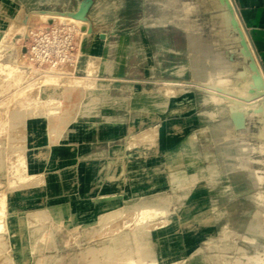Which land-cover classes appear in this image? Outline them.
<instances>
[{"label":"rangeland","instance_id":"1","mask_svg":"<svg viewBox=\"0 0 264 264\" xmlns=\"http://www.w3.org/2000/svg\"><path fill=\"white\" fill-rule=\"evenodd\" d=\"M85 1L0 0V264H264V68L234 0Z\"/></svg>","mask_w":264,"mask_h":264},{"label":"crops","instance_id":"2","mask_svg":"<svg viewBox=\"0 0 264 264\" xmlns=\"http://www.w3.org/2000/svg\"><path fill=\"white\" fill-rule=\"evenodd\" d=\"M264 68V0H234Z\"/></svg>","mask_w":264,"mask_h":264},{"label":"bare ground","instance_id":"3","mask_svg":"<svg viewBox=\"0 0 264 264\" xmlns=\"http://www.w3.org/2000/svg\"><path fill=\"white\" fill-rule=\"evenodd\" d=\"M68 1H70V0H66L67 3H68ZM137 1H138V0H137ZM148 1H149V0H148ZM150 1H151V0H150ZM155 1H156V0H155ZM158 1H159V0H158ZM158 1H157V2H158ZM161 1H163V0H161ZM161 1H159V2H161ZM168 1H169V0H168ZM143 4H144V3H143ZM78 5H79V4H78ZM139 5H140V4H139ZM150 5H151V4H150ZM146 7H147V6H146ZM146 7H145V8H146ZM155 7H156V5H155ZM155 7H154V8H155ZM158 7H161V6H160V5H159V6L157 5L156 8H158ZM162 7H163V6H162ZM148 9H150V8H148ZM158 10H159V9H158ZM159 11H160V10H159ZM153 12H154V11H153ZM148 13H149V12H148ZM154 13H155V12H154ZM149 14H150V13H149ZM152 14H153V13H152ZM158 14H159V13H158ZM150 15H151V14H150ZM156 15H157V14H156ZM152 16H153V15H152ZM200 20H201V19H200ZM201 21H202V20H201ZM177 22H178V21H177ZM204 22H205V21H204ZM178 23H179V22H178ZM188 23H189V22H188ZM202 23H203V22H202ZM198 24H200V23H198ZM178 25L181 26L180 24H178ZM178 25H177V26H178ZM184 25H185V24H184ZM205 25H206V24H205ZM200 26H201V24H200ZM182 27H183V26H182ZM201 27H202V26H201ZM190 28H191V27H190ZM197 30H198V29H197ZM195 31H196V30H195ZM141 35H142V34H141ZM203 35H204V34H203ZM136 36H137V35H136ZM151 36H152V35H151ZM193 36H194V35H193ZM138 38H140V37H138ZM108 39H111V38L108 37ZM112 39H113V38H112ZM130 39H131V38H130ZM162 39H163V37H162ZM162 39H160V40H162ZM191 39H192V38H191ZM115 42H116V41H115ZM126 42H127V41H126ZM138 42H139V39H138ZM109 43H110V42H109ZM127 43H128V42H127ZM131 43H133V41H132ZM141 43H142V42H141ZM141 43H140V44H141ZM149 43H150V42H149ZM151 43H152V42H151ZM167 43H168L167 39L164 38V39L160 42V46L165 47V46H167ZM173 43H174V42H173ZM136 44H137V43H136ZM154 44H155V43H154ZM125 45H126V44H125ZM149 45H150V44H149ZM158 45H159V44H158ZM127 47H128V46H127ZM130 47H132V46H130ZM150 47H151V46H150ZM138 48H139V47H138ZM141 48H142V47H141ZM144 48H145V47H144ZM127 49H130V48H127ZM132 49H133V48H132ZM146 49H147V48H146ZM194 49H195V51L198 50L196 43H195V45H194ZM114 50H115V49H114ZM114 50H113V51H114ZM161 50H162V49H161ZM139 51H140V50H139ZM146 52H147V51H146ZM131 53H132V52H131ZM181 61H182V60H181ZM184 61H185V60H184ZM186 61H187V59H186ZM188 62H189V61H188ZM194 62H196V61H194ZM185 64H187V63H185ZM183 65H184V64H183ZM12 67H13V66H12ZM254 67H255V65H254ZM15 69H16V68H15ZM176 69H177V68H176ZM252 72H253V71H252ZM247 74L249 75V74H251V72H246V77H247V79H248V80H251V79H249V77L251 78V76H250V75L248 76ZM247 79H245V80L247 81ZM252 79H253V78H252ZM251 81H252V80H251ZM252 82H253V84H254L255 86H257V87H261V88H262V85H261V84H262V83H261V82H262V78H261V76H260L259 74H257V75L254 77V80H253ZM246 83H247V82H246ZM251 84H252V83H251ZM248 87H249V86H248ZM252 89H253V88H252ZM248 90L250 91L249 88H248ZM260 90H261V89H260ZM260 90H259V91H260ZM249 91H248V92H249ZM252 91H253V90H252ZM256 92H258V91H256ZM257 95H258V93H257ZM252 96H253V95H252ZM263 109H264V108H263ZM199 135H200V136H199L200 138H204V132H203V131H199ZM215 137H216V135H215ZM186 145H187L188 147H192V148H193V147L196 146V142L193 141V140H190V139H189V140L186 141ZM206 158L211 159V154H210L209 152L206 153ZM177 176H178V175H176V173H175V175H173L172 180H173L174 183H176V182L178 181ZM155 200H158V199L155 198ZM155 200H154V201H155ZM154 203H156V202H154ZM158 203H160V201H158ZM162 203H163V202H162ZM162 203H161V204H162ZM2 204H3V203H2ZM0 205H1V204H0ZM153 205H154V204H153ZM157 205H159V204H157ZM162 205H163V204H162ZM160 206H161V205H160ZM2 207H3V206H2ZM0 212H2V210H0ZM199 222H200V221H199ZM138 226H139V225H138ZM140 228H141V227H140ZM140 228H139V229L137 228V229L140 231ZM138 230H137V233H138ZM190 230H191V229H190ZM135 231H136V230H135ZM139 233H140V232H139ZM141 233H142V232H141ZM137 235H139V234H137ZM138 237H139V236H138ZM140 237H142V234H141ZM255 237H256V236H255ZM137 240H138V239H137ZM223 244H224V243H223ZM223 244H222V245H223ZM225 245H226V244H225ZM107 247H109V246H107ZM109 249H110V248H109ZM135 254H136V253H135ZM153 254H154V253H153ZM106 255H107V254H106ZM113 255H115V254H113ZM111 256H112V255H111ZM107 257H108V256H106V259H107ZM109 257H110V256H109ZM124 257H125V256H124ZM124 257H122V258H123V261H125L124 259H125L127 256H126L125 258H124ZM128 257H129V256H128ZM130 257H131V256H130ZM156 258H157V257H156ZM126 259H127V258H126ZM107 260L110 261V259H107ZM107 260H106V261H107ZM111 261H112V260H111ZM111 261H110V262H111ZM114 261H115V263H116V260H114ZM112 262H113V261H112ZM125 262H126V261H125ZM140 262H141V261H140ZM110 264H114V262H113V263H110ZM122 264H123V263H122ZM124 264H125V263H124ZM126 264H127V263H126Z\"/></svg>","mask_w":264,"mask_h":264},{"label":"water","instance_id":"4","mask_svg":"<svg viewBox=\"0 0 264 264\" xmlns=\"http://www.w3.org/2000/svg\"><path fill=\"white\" fill-rule=\"evenodd\" d=\"M92 0H86L85 2H83L80 6L79 11L75 14V18L78 19H84L85 18V13L89 7V5L91 4Z\"/></svg>","mask_w":264,"mask_h":264}]
</instances>
